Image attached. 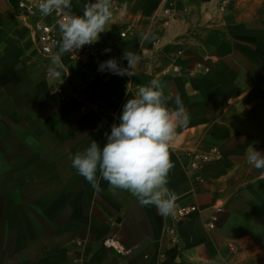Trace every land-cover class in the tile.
<instances>
[{
	"label": "crops",
	"instance_id": "crops-1",
	"mask_svg": "<svg viewBox=\"0 0 264 264\" xmlns=\"http://www.w3.org/2000/svg\"><path fill=\"white\" fill-rule=\"evenodd\" d=\"M39 2L0 0V264H264V169L246 159L249 144L264 153V0H112L93 43L111 52L64 53L59 76V48L43 55L35 35L39 22L61 35L54 14L20 8ZM125 50L142 56L135 76L98 71L127 67ZM152 79L189 115L170 146L168 216L103 179L96 191L71 162L103 147Z\"/></svg>",
	"mask_w": 264,
	"mask_h": 264
},
{
	"label": "clouds",
	"instance_id": "clouds-1",
	"mask_svg": "<svg viewBox=\"0 0 264 264\" xmlns=\"http://www.w3.org/2000/svg\"><path fill=\"white\" fill-rule=\"evenodd\" d=\"M37 7L43 16L54 12L64 16V21L59 24V51L53 57L56 76H59L56 69L63 67L62 55L97 42L113 16L112 0L88 3L82 15L72 13L71 0H40ZM104 52H111V49L106 48ZM121 59L127 61V67L112 58L100 62L98 71L135 76V69L142 61L141 54L125 50ZM167 99L158 79L140 86L136 96L124 104L120 123L113 124L110 134H105L107 142L103 147L92 140L83 152L71 157L72 167L96 191H100L99 182L103 179L113 191H128L142 206L153 205L164 216L174 214L178 199L167 186L169 173L174 167L170 146L176 138L177 127L187 126L189 121L181 98H175V108L168 106ZM246 159L256 169H264V153L252 144L246 149Z\"/></svg>",
	"mask_w": 264,
	"mask_h": 264
},
{
	"label": "built area",
	"instance_id": "built-area-1",
	"mask_svg": "<svg viewBox=\"0 0 264 264\" xmlns=\"http://www.w3.org/2000/svg\"><path fill=\"white\" fill-rule=\"evenodd\" d=\"M20 8L21 9L25 8L30 14H33L35 13L37 5L32 4V5L27 6L24 3H22L20 4ZM53 14H54V17L56 18V23L58 25L64 21V16L62 14L57 15L55 12ZM35 35H36V41H37L38 47L40 48V51L42 52L43 55L50 56L54 54L55 51L59 48V42L61 40V35L59 36L56 34V31L53 25L46 24L43 22L37 23L35 25ZM122 36H125V34H122ZM84 47H85V50L91 49L97 60H101L102 57H106V54L103 53L98 48H96L93 43L89 45H85ZM196 209H197L196 207H192L190 209L181 208L178 211V215L185 216L189 212L195 211ZM224 211H225L224 208H219L217 210L216 214L211 217V220L209 222V228L213 229L216 227V222L218 221V215L222 214ZM105 245L108 247L113 246L112 239L109 238L105 240Z\"/></svg>",
	"mask_w": 264,
	"mask_h": 264
}]
</instances>
